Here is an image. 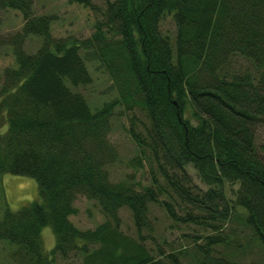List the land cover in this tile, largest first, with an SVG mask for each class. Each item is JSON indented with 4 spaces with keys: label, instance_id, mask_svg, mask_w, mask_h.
I'll return each instance as SVG.
<instances>
[{
    "label": "trees",
    "instance_id": "obj_1",
    "mask_svg": "<svg viewBox=\"0 0 264 264\" xmlns=\"http://www.w3.org/2000/svg\"><path fill=\"white\" fill-rule=\"evenodd\" d=\"M70 1L101 12L88 37H54V16L36 13L35 0H0V11L23 16L0 37L15 61L0 76V175L34 178L40 194L0 218L17 264H264V0H104L103 10ZM166 16L173 36L160 28ZM96 65L115 95L92 108L82 88ZM122 118L137 148L130 163L147 165L149 184L110 178ZM79 195L104 216L94 228L70 219ZM154 206L172 227L207 231L191 247H164ZM123 207L134 233L122 229Z\"/></svg>",
    "mask_w": 264,
    "mask_h": 264
},
{
    "label": "rangeland",
    "instance_id": "obj_2",
    "mask_svg": "<svg viewBox=\"0 0 264 264\" xmlns=\"http://www.w3.org/2000/svg\"><path fill=\"white\" fill-rule=\"evenodd\" d=\"M101 10L105 7L104 0H93ZM33 9L36 13L51 14L54 19L51 24V33L56 38H65L74 36L77 38L88 37L94 30V24L97 19H101V12H96L77 2L70 0H35ZM23 16L17 10L0 11V37L7 36L18 30L22 24ZM160 28L163 33L171 36L175 33V25L170 16L164 17ZM40 44V39L31 36L26 42V48L34 51ZM15 61L11 48L5 43L0 44V76L2 70L7 66H14ZM92 74V83L82 88V92L92 108L100 106L104 101L109 100L115 95L110 91L109 81L104 70L97 68V65L90 68ZM115 123V129L110 134V139L117 147L119 152L118 161L108 167L110 178L118 181L125 178L128 174H135V178L143 184H149V172L147 165L144 168H135L130 160L137 154L135 143L130 138L125 127L128 126L126 118L118 119ZM257 143L264 145V125L257 128ZM264 157V148L260 150ZM195 182L204 186L197 177L193 169L190 170ZM205 187V186H204ZM40 200L39 188L34 178L15 175H0V218L2 217L5 205L12 210L20 208L22 205ZM77 213L70 216L71 221L80 229L94 228L98 223L104 220L98 205L83 195L77 196L75 202ZM153 216H156L155 229L156 236L164 247L184 248L193 245L191 236L202 235L207 230L203 226L194 223H181L171 226V221L167 218L165 211L159 207H153ZM122 219V229L128 233H134V224L131 212L123 207L119 211ZM188 234L189 236H186ZM41 237L44 248L49 251L55 245V236L49 226L42 228ZM14 245L0 240V264H17L16 258L11 254ZM57 264H82L80 259L69 258L61 260L58 257Z\"/></svg>",
    "mask_w": 264,
    "mask_h": 264
}]
</instances>
